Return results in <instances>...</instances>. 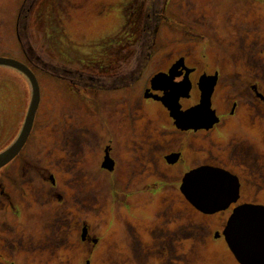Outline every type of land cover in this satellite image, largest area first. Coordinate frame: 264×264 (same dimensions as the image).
<instances>
[{"label": "rangeland", "instance_id": "obj_1", "mask_svg": "<svg viewBox=\"0 0 264 264\" xmlns=\"http://www.w3.org/2000/svg\"><path fill=\"white\" fill-rule=\"evenodd\" d=\"M33 1L0 0V57L27 64L30 54L27 50L33 47L38 54V62L42 61L47 70L45 73L38 68L36 72L41 101L35 121L37 131L31 140L39 136L42 126L60 128L68 121L72 123L73 120L87 119L85 106H89L93 120L99 126L103 120L102 109H113L112 105H107L110 99L118 100L119 139L139 133L143 120L149 118L150 128H163L171 140L176 137L177 129L166 120L167 115H163L161 109L146 103L144 110L137 114L136 103L142 106L143 101L136 99L132 110H128V105L134 102L140 88L145 87L149 78L164 71V68L172 70L174 66L180 68L182 65L188 72L193 71L191 67H195L196 74L203 72L208 75L219 69L221 74L234 79L236 82H229L227 87L219 88L216 92L213 103L219 112L230 109L224 100L225 91V99L242 98L248 101L249 86L254 84L257 77L254 74L259 75L260 84L264 80V0H166L167 19L157 29L154 55L149 65L143 69L140 80L134 86L118 89V93L110 90L93 91L79 84L85 82L82 79L84 74H97L96 77L102 78L118 74L115 65L125 57L124 47L135 41L139 33L145 11L144 0H36L32 6ZM248 33H251L250 36L254 34L255 38H248ZM258 35L259 39L256 38ZM261 51L259 59L254 57ZM31 98L29 80L12 68L0 66V115H3L0 120L5 123L7 132L0 136V150L5 143L13 144L20 135ZM245 104L237 109L235 117L226 119L228 114H223L221 118L226 120L216 131H212V140L224 144V137L240 138L250 141L259 150L258 153L264 154V117L261 118L260 114V118H255ZM153 140L162 145L154 147L156 173L164 170L167 174H173L178 166L165 168L160 163L158 159L168 149L158 136L153 137ZM201 143L208 145L204 139H201ZM118 150L123 154L127 151L135 154L128 146L122 148L119 142ZM87 158H90L89 155ZM90 169L98 172L95 162ZM162 180H167L166 184H169L167 178ZM110 184L112 182L108 180L106 200L99 211L85 207L74 209L68 240L64 239L66 241L63 242V235H59L58 252L52 257L44 254L42 264H85L87 260L91 264H136L134 254L140 251L139 243L147 245L150 242L144 227L149 224L150 218L155 217L161 205L162 193L150 196L158 189L159 183L151 184L148 194L137 193L130 197L126 190H121L122 183L118 182V189L113 188L109 192ZM244 187L243 201L264 205V187L260 188L255 183ZM170 194L174 199L179 198L175 192ZM76 197L75 200L70 198L75 205L83 200L82 193H76ZM174 203L175 207L181 206L178 201ZM228 211L231 212V209ZM85 224L93 237L91 239H96L95 242L82 241L81 231ZM132 224L141 233L140 242L134 240L131 244L133 260L129 258L132 253L126 246L123 233L124 229L132 232ZM219 224L217 221L211 225L221 229ZM179 242L170 245V249H174L170 252L172 258L179 250L182 251ZM227 248L222 239H213L212 234L202 237L196 246V253L200 255L198 264H236L229 258ZM16 258L21 264L22 258Z\"/></svg>", "mask_w": 264, "mask_h": 264}, {"label": "flooded vegetation", "instance_id": "obj_2", "mask_svg": "<svg viewBox=\"0 0 264 264\" xmlns=\"http://www.w3.org/2000/svg\"><path fill=\"white\" fill-rule=\"evenodd\" d=\"M165 10L166 0L164 20L167 19ZM248 38H255V35H249ZM256 38L259 39V35ZM154 48L145 68L154 55ZM262 51L254 57L259 59ZM115 68L117 70L118 65H115ZM191 68L193 71L187 72L185 66L181 65L177 68L176 65L172 68L173 72L171 68L157 72L149 78L145 87L140 88L136 98H132L134 102L128 105V110H132L136 99L143 101L142 106L136 103L137 114L146 107V103L161 109L163 115H167L166 120L177 129L176 137L171 140H169L170 135L163 128L151 129L149 118L143 120L144 124L139 133L132 134L130 138L119 139L118 130L121 128L118 129V100L113 99L107 102V105H112L113 109H102L103 120L99 126L93 120L94 116L89 106H83L88 114L87 119L85 117L83 121L73 120L72 123L68 121L60 128L42 126L38 132L39 136L31 140L32 135L37 131V123L34 122L30 136L20 152L0 168V264H18L16 258L18 256L22 258L21 264H42L44 254L52 257L59 250L58 236L63 235V242L66 241L64 239L68 240L75 216L74 209L81 207L97 211L101 209L102 202L106 200L108 180L112 182L109 185V192L113 188L118 189L120 182L123 184L120 185L121 190H126L128 197L137 193L148 194L151 184L159 183L158 189L150 196L162 193L161 205L154 214L155 217L150 218L149 224L144 227L150 242L147 245L139 243L140 251L137 250L134 254L136 264H198L197 259L200 255L196 253V246L202 237L211 234L213 239H222L228 247L223 232L233 210L240 205L254 204L251 203L252 201L242 200L244 186L255 183L260 188L264 187V154L258 153L259 150L250 141L246 142L236 137H224L223 139H226L224 144L218 140L214 142L211 133L216 131V128L227 118L235 117L237 109L245 102L255 118H260V114L263 118L264 84L262 82L264 80L260 84L257 78L259 75L249 73L257 76L254 84L249 86L250 99L248 101L242 98L225 99V91L224 100L230 109L219 112L213 103L216 92L219 88L227 87L229 82L233 83L234 79L221 74L219 69H216L214 74L208 75L203 72L196 74V68ZM159 73L164 74L163 79L155 85L159 89H154L152 79ZM96 75L87 74L90 84L85 88L107 91L95 83L98 79L93 77ZM220 79L225 81L221 82ZM139 80L138 78L129 87L134 86ZM109 90L118 93V88H109ZM178 96L180 98L175 100ZM202 104L205 106V111L199 108L202 111L197 110L193 119L185 114L201 107ZM172 108L176 114H185V119L175 121L171 115L169 116ZM226 113L228 116L222 120L221 117ZM0 118H3L2 114ZM206 128H208L207 132ZM5 129V123L0 120V136L7 133ZM155 136H158L163 141V145L165 144L164 147L168 149L158 159L160 163H163L165 168L178 166L176 172L171 175L164 170H158L157 172L160 173H156L153 163L156 159L154 147L162 145L154 143ZM201 139L206 140L208 145H202ZM118 142L122 148L125 145L128 149H133L135 154L129 151L123 154L118 150ZM11 145L12 142L5 143L0 153ZM186 153L187 157H185ZM87 155L90 158H87ZM94 162L98 172H92L90 169ZM201 166L222 169L237 177L239 191L233 195L232 199L235 201L227 209L214 213L204 212L192 204L182 191L185 176ZM112 174H114L113 178ZM162 178H167L169 184H166L167 180ZM174 192L179 198L174 199L172 194L169 195ZM76 193H82L83 203L75 205L70 201V198L73 200L78 198ZM176 201L181 206L175 207ZM230 209L231 212L228 211ZM217 221L220 222L221 229L218 226L212 227L211 224ZM123 233L131 254L133 251L131 244L134 240L140 242L141 233L133 224L132 232L124 229ZM81 236L83 242L96 241L91 239L93 237L86 224L82 228ZM175 241H180L182 251L179 250L172 258L170 252L174 249H170V245ZM227 250L230 253L229 258L240 264L229 247ZM129 258L133 260V253ZM85 264H91V261L87 260Z\"/></svg>", "mask_w": 264, "mask_h": 264}, {"label": "water", "instance_id": "obj_3", "mask_svg": "<svg viewBox=\"0 0 264 264\" xmlns=\"http://www.w3.org/2000/svg\"><path fill=\"white\" fill-rule=\"evenodd\" d=\"M0 66L12 68L23 74L29 80L32 90V98L20 135L7 150L0 153L1 168L20 152L30 136L41 101V91L36 74L24 62L0 57ZM163 75L159 73L152 79L154 89H159L155 85L163 79ZM179 98L180 96L175 100ZM199 108L204 111L205 106L194 108L185 114L193 119L197 110L202 111ZM174 109L171 110V116L175 121L185 119V114H176ZM182 191L198 209L214 213L227 209L235 201L232 197L239 191V182L236 176L225 170L201 166L185 176ZM223 234L229 249L240 264H264V205L237 206L229 217Z\"/></svg>", "mask_w": 264, "mask_h": 264}, {"label": "trees", "instance_id": "obj_4", "mask_svg": "<svg viewBox=\"0 0 264 264\" xmlns=\"http://www.w3.org/2000/svg\"><path fill=\"white\" fill-rule=\"evenodd\" d=\"M35 1L36 0L31 2L32 6ZM164 2L165 0H144L143 4H145V11L143 13L139 33L137 34L135 41L132 40L133 42H129L127 46L124 47L123 51L125 57L118 62V74H109L110 76L106 75L107 77L104 78L95 76L93 78L98 79L95 83H98V85L102 88L109 90V88L121 89L129 87L138 80L150 59L153 47H155L157 29L165 19ZM27 51L30 53L27 56V65L32 69V71L36 73L37 69L40 68L46 73L47 70L43 67L45 64L42 63V61L38 62L39 57L37 56L38 54L35 52V49L33 47H29ZM171 71L173 72L174 69ZM50 75L61 78V76L55 73H51ZM86 76L87 74L83 75L82 79L85 80V82L80 83L79 86L85 88L90 84ZM70 84L72 85L71 82Z\"/></svg>", "mask_w": 264, "mask_h": 264}]
</instances>
